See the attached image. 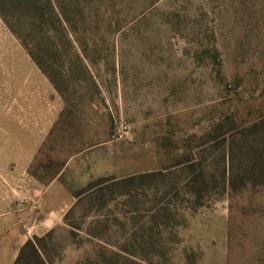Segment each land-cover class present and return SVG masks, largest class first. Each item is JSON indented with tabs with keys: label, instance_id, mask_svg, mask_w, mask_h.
<instances>
[{
	"label": "rangeland",
	"instance_id": "rangeland-1",
	"mask_svg": "<svg viewBox=\"0 0 264 264\" xmlns=\"http://www.w3.org/2000/svg\"><path fill=\"white\" fill-rule=\"evenodd\" d=\"M39 1L30 27L33 14L7 13L58 89L0 16V264L49 230V264H264V185L194 206L178 168L198 152L220 168V134L264 116V0ZM24 171L44 185L57 174L71 196L162 173L45 231Z\"/></svg>",
	"mask_w": 264,
	"mask_h": 264
},
{
	"label": "trees",
	"instance_id": "trees-1",
	"mask_svg": "<svg viewBox=\"0 0 264 264\" xmlns=\"http://www.w3.org/2000/svg\"><path fill=\"white\" fill-rule=\"evenodd\" d=\"M39 2V0H0V16L9 29L21 39V43L29 51L31 59L37 67L47 76L55 89H58L54 78L49 72L44 70L41 59L34 53V46H29L27 35L19 33L14 28L10 22V14L7 13V7L17 5L20 10L23 8L29 14H33L28 18L31 22L25 23V26L30 27L36 21L34 14L39 15V17L43 16L39 14ZM36 45H38V42ZM221 127L219 126L218 129L220 130ZM220 137L223 144L222 164L220 168L218 164L212 167L208 163L207 157L200 155L202 152H198L196 157L189 154L188 157L190 158L178 167L183 176L180 187L184 194L191 195L194 206L202 205L204 196L212 192L213 194H217L226 188L241 190L247 186L264 185V116L250 124L240 125L234 129L222 132ZM161 173L147 172L118 180L108 177L96 178L87 183L83 188L72 191L75 203L66 212L63 220H66L72 208L81 200L87 199L89 203H93L102 200L106 194L112 195L113 192L120 195L124 194L126 190H123V187L132 186L134 180L145 181ZM56 176L57 174L53 178ZM172 185L175 188L177 183H172ZM170 187L171 189L173 188L172 186ZM106 202L107 199L104 200V204ZM51 238L52 230H49L41 236L34 235L30 239H27L18 249V253L12 264H49L51 259L48 254L51 247H54V244L47 246Z\"/></svg>",
	"mask_w": 264,
	"mask_h": 264
},
{
	"label": "crops",
	"instance_id": "crops-1",
	"mask_svg": "<svg viewBox=\"0 0 264 264\" xmlns=\"http://www.w3.org/2000/svg\"><path fill=\"white\" fill-rule=\"evenodd\" d=\"M55 99L56 100H54L53 104L56 105L59 110L61 108V100L58 97ZM50 115H52L50 120L52 123L55 114L51 113ZM26 145L28 146V149L22 151L24 156L27 155L24 163L25 168L28 166L31 156L35 153L36 147L39 143H28ZM29 147L34 148L30 150ZM22 181L27 184V186H33L35 188L32 189V192L30 193L27 189V194L25 196L34 200L36 203L35 205L33 204V208L37 211L35 218H33V225L43 227L45 228V231H47L60 224L63 220L64 214L73 203V197L63 184L57 180V176L48 184L44 185L24 171L22 174Z\"/></svg>",
	"mask_w": 264,
	"mask_h": 264
}]
</instances>
